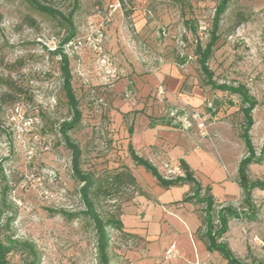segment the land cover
<instances>
[{
    "label": "rangeland",
    "instance_id": "rangeland-1",
    "mask_svg": "<svg viewBox=\"0 0 264 264\" xmlns=\"http://www.w3.org/2000/svg\"><path fill=\"white\" fill-rule=\"evenodd\" d=\"M39 1L65 16L72 8L71 0ZM219 1L155 0L152 8L162 55L172 59L190 57L197 42L204 45ZM104 5L102 0H78L71 18L74 38L94 23L93 16L102 12ZM0 17V77L10 79L22 91L15 104L0 109V202H4L0 224L12 219L6 234L19 243L32 245L37 264H97L95 233L90 222H66L52 213L83 209L78 195L80 185L72 178L70 154L58 131L70 117L61 88L59 58L49 55L53 45H61L69 26L61 19L37 13L28 0H0ZM217 35L208 66L217 83L243 84L258 102L252 112L250 137L259 154L264 142V0H229ZM81 55L92 65L94 54L85 49ZM68 59L72 88L82 111L80 126L69 136L82 150V171L102 180L108 177L106 182L110 183L109 178L123 172L125 166L120 136L115 137L106 123L108 105L100 99L105 87L97 82L96 72L89 74V83L82 85L75 58ZM186 62L192 64L202 80L195 58ZM106 75L113 77L111 72ZM210 91L214 96L220 95L211 97L216 106L231 109L229 123L239 135L243 126L239 98ZM186 119L191 120L189 114ZM251 177H264V163L251 169ZM135 192L130 185H121L110 197L94 199L95 208L106 218ZM250 227L263 232L264 222ZM108 234L113 264L114 250L122 242L115 230H108ZM255 253L245 257L247 263L263 261L261 253ZM31 259L20 251L7 256L8 264H28Z\"/></svg>",
    "mask_w": 264,
    "mask_h": 264
},
{
    "label": "crops",
    "instance_id": "crops-1",
    "mask_svg": "<svg viewBox=\"0 0 264 264\" xmlns=\"http://www.w3.org/2000/svg\"><path fill=\"white\" fill-rule=\"evenodd\" d=\"M110 1L102 0L104 6ZM154 1L127 0L128 10L114 14L105 29L106 66L100 65L95 55L92 65L81 53L75 58L82 85L89 83V74L96 72L97 82L105 87L100 99L108 105L106 123L115 137L120 136L122 162L139 189L119 206L122 228L116 232L122 244L114 250L113 264H227L219 253L208 251L200 239L204 206L182 202L192 186L164 190L129 155L134 152L156 169L162 162L178 166L184 162L200 184L201 195L208 189L216 206L242 200L237 168L245 148L229 123L232 111L224 105L216 106L211 97L220 95L214 96L202 85L191 63L179 65L162 55ZM93 17L94 22L99 21L97 13ZM110 72L113 77L106 75ZM104 81H108L107 86ZM197 118L206 120L205 136H200ZM234 162L235 167L229 171ZM255 166L249 167V178L263 179L251 177ZM252 201L262 208L258 220H230L223 236L234 257L245 264H249L245 260L249 253H260L256 242H264V231L250 227L264 222V191H253ZM170 246H174L175 256L166 260L165 251Z\"/></svg>",
    "mask_w": 264,
    "mask_h": 264
},
{
    "label": "trees",
    "instance_id": "trees-1",
    "mask_svg": "<svg viewBox=\"0 0 264 264\" xmlns=\"http://www.w3.org/2000/svg\"><path fill=\"white\" fill-rule=\"evenodd\" d=\"M72 8L65 16L56 9L48 6L39 0H28L30 7L37 13L50 17L58 18L65 21L68 26V34L63 39L61 45L67 44L74 40L75 29L72 25V15L78 8V0H71ZM229 0H220L214 10L211 21V29L209 32L208 41L202 45L197 42L194 47L192 56L183 58L175 57L174 61L181 65L187 59L194 57L202 77V85L211 90L219 91L230 96L239 98L242 107L240 112L243 116V126L239 134L245 148V155L240 160L237 168V185L242 193V200L240 211L234 209L230 204L225 206H216L209 195L208 189L204 190L201 195L202 188L193 178L192 173L184 162L179 165L184 172V177L165 180L158 173L157 169L148 161L137 157L134 152L130 151L129 155L131 160L136 166L142 167L149 173L157 182L158 186L164 190L183 185H191L192 191L187 195L182 202L200 204L204 206L202 213L204 231L200 235V239L206 245L210 252L219 253L227 264H245L238 261L233 253L228 248L227 244L223 241V236L228 230V222L232 219H239L245 222H256L261 215L262 208L256 206L252 201V192L255 190L264 191V178L251 180L248 175V169L251 165H260L264 162V142L259 154L254 150L250 130L254 124L252 119V112L258 106L256 99L250 94L247 87L243 84L229 85L227 83H217L214 79V73L208 66L213 49L218 41V29L221 16L227 10ZM1 18V17H0ZM51 56H58L59 58V71L62 79V91L64 94L65 103L69 109L70 117L67 121H63L59 126V134L62 138L64 147L70 154V167L71 175L80 187L78 195L83 205L82 211L79 212H66L57 211L52 212L61 216L66 222H72L79 219H84L90 222L95 233V251L97 264H111L109 257V244L110 236L108 230L120 231L122 223L119 220V207H114V211L106 218L101 217L95 208L94 199L100 196L110 197L112 193L116 192L121 185H130L134 190H137L135 179L130 174L127 168L123 172L120 171L109 178L110 183H107V178H95L93 174L85 173L81 169V156L82 150L78 144L74 143L69 133L76 130L82 121V111L79 108V102L76 98L72 88V75L69 65V59L66 55L62 54L60 48L53 52H49ZM0 89L5 91L0 92V109L2 106H12L16 103L22 91L15 87L13 82L8 78L0 77ZM106 183V184H105ZM4 202H0V214L3 210ZM12 219L7 218L4 225L0 224V264H8L7 256L11 253L20 251L28 253L32 259L28 264H37L38 257L32 245L28 243H19L11 239L6 232L11 224ZM4 230V231H3ZM251 264H264L263 261Z\"/></svg>",
    "mask_w": 264,
    "mask_h": 264
},
{
    "label": "built area",
    "instance_id": "built-area-1",
    "mask_svg": "<svg viewBox=\"0 0 264 264\" xmlns=\"http://www.w3.org/2000/svg\"><path fill=\"white\" fill-rule=\"evenodd\" d=\"M151 1V0H144ZM128 10V3L126 0H111L107 4L102 12H97L100 17L99 21L94 23H89L85 31L81 36L76 37L71 42L64 44L62 46H55L50 49V52L55 51L60 48L62 54L67 57L78 58L82 50H87L94 54L96 57L100 58L101 65H107L109 63V58L104 55V41H105V29L112 21V17L117 12H124ZM210 108V106H209ZM197 129L200 131V136H205V122L203 118H197ZM185 128H190L189 124H185ZM158 173L165 180H171L175 178L184 177V172L178 165H172L169 162H162L157 168ZM234 209L240 211L241 201L230 204ZM233 221L239 219H232ZM255 240H253L254 242ZM256 242V241H255ZM256 247L259 249L264 262V242L257 241ZM175 256L174 246H170L165 251V259L169 260Z\"/></svg>",
    "mask_w": 264,
    "mask_h": 264
}]
</instances>
